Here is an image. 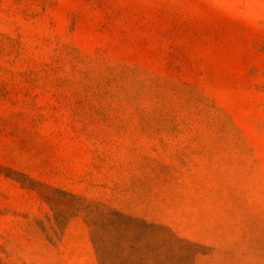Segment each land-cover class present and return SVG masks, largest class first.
I'll return each instance as SVG.
<instances>
[{
    "label": "rangeland",
    "instance_id": "rangeland-1",
    "mask_svg": "<svg viewBox=\"0 0 264 264\" xmlns=\"http://www.w3.org/2000/svg\"><path fill=\"white\" fill-rule=\"evenodd\" d=\"M0 264H264V0H0Z\"/></svg>",
    "mask_w": 264,
    "mask_h": 264
}]
</instances>
